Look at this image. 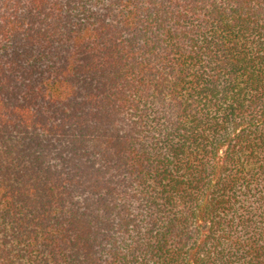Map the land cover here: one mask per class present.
<instances>
[{"label":"trees","instance_id":"trees-1","mask_svg":"<svg viewBox=\"0 0 264 264\" xmlns=\"http://www.w3.org/2000/svg\"><path fill=\"white\" fill-rule=\"evenodd\" d=\"M0 264H264V0H0Z\"/></svg>","mask_w":264,"mask_h":264}]
</instances>
